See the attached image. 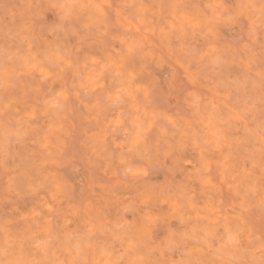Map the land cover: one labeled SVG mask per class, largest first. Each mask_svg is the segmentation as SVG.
<instances>
[{
    "label": "snow or ice",
    "instance_id": "6c2138e0",
    "mask_svg": "<svg viewBox=\"0 0 264 264\" xmlns=\"http://www.w3.org/2000/svg\"><path fill=\"white\" fill-rule=\"evenodd\" d=\"M3 7L15 30L5 33L3 50L11 62L0 72L8 100L0 108V199L11 207L18 205L13 194L43 191L46 198L31 209H13L28 227L7 215L0 223V264H264V3L257 17L249 11L252 0H212L201 14L179 22L178 12L165 14L183 7L179 3L92 4V23L77 17L71 27L75 6L30 3L26 7L35 11L19 19L15 11L9 18L7 3ZM127 9L134 11L122 17ZM49 11L58 19L46 23ZM133 26L136 34L147 30L183 53L186 78L173 86L187 93L188 109L161 111L149 99L138 61L150 54L148 37L132 34ZM235 26L239 39L221 38V29ZM189 37H203L204 45L195 47ZM113 40L119 45L113 47ZM89 41L102 51L89 52ZM69 79H79L74 94L83 97L81 105L97 125L107 124L103 135L121 140L116 180L93 174L90 195L79 197L62 181L15 166L24 125L65 108ZM205 80L211 82L207 92L200 90ZM49 83L59 90L49 93ZM21 92L44 97L43 104L18 116L19 105L8 98ZM48 140L42 137L41 145ZM162 168L165 181L153 182ZM179 172L185 179L177 184ZM160 227L167 231L157 243Z\"/></svg>",
    "mask_w": 264,
    "mask_h": 264
},
{
    "label": "rangeland",
    "instance_id": "374dc122",
    "mask_svg": "<svg viewBox=\"0 0 264 264\" xmlns=\"http://www.w3.org/2000/svg\"><path fill=\"white\" fill-rule=\"evenodd\" d=\"M38 0H0V49L4 47L5 33L9 28L13 31L14 26L8 25L5 21V9L3 5L7 3L10 7L8 9L9 18L11 13L15 11L17 13V19L20 15H31L34 9H29L26 6L28 4H36ZM92 4H134L139 0H88ZM149 4L159 5L179 3L183 7L180 9H165V14L179 13L177 16V22L179 18L184 15L196 16L201 14L206 9V6L212 2V0H144ZM231 3H239L240 0H230ZM134 10L127 9L122 11V17L124 15H130ZM157 13V19L159 18V8L154 9ZM151 16V12L149 13ZM113 20H115V13L112 14ZM45 22L51 23L58 19L56 14L49 11L45 14ZM132 34L139 36L135 33V26H133ZM147 28V26H145ZM39 31V30H38ZM140 35L148 37L147 49L150 50V54H142L138 61L143 68L142 71V84L148 88L151 96L149 99L157 106L161 111L167 110L168 112H177L181 108L188 109L189 103L187 99V93H182L179 88L173 86V81L179 83L185 79V67L187 64L184 60L183 53L177 49L175 52L170 51L166 43H159L157 40L151 38V33L145 30ZM241 30L238 26L233 28L221 29V38H236L239 39ZM246 38V33L244 34ZM65 39H69L65 37ZM189 42L195 47L199 48L204 45V38L198 37L192 40L189 37ZM71 44H75V39H71ZM113 47L119 45V40L112 41ZM89 52H101L102 45L100 43H94L89 41L87 46ZM118 50V48H117ZM184 65L182 67L181 65ZM26 71V70H24ZM16 77L20 79V72H17ZM27 75H24L21 79L19 87L23 89L24 81H27ZM79 79L75 82L72 79L67 81L66 87L72 92L69 102L63 110L57 113H51L45 115L40 113L38 119L31 126L24 125L26 135L21 139L16 151L19 154V159L16 161V167L20 171L31 170L36 173L41 179L49 177L54 180L62 181L69 188L70 194H74L79 197L81 193L85 196L90 195L89 188L93 174L95 176L104 179L105 181H115L116 173L118 171L117 165H119V150L118 145L121 143L120 139L116 137H105L103 130L107 128V124L101 123L97 125L95 114L89 115L88 109L83 108L81 105V98L75 96V90L79 86ZM210 81L205 80L200 86L201 91L207 92L210 86ZM0 108L8 103L5 99V93L0 88ZM53 89L59 90V86L49 83L47 91L53 93ZM2 91V92H1ZM3 95V96H2ZM12 100L14 104H18L20 112L18 116H25L27 112H30L33 106L43 104L44 97H40L39 100L33 94L32 98L23 95V92L17 97L15 95L8 98ZM143 112V107H141ZM13 115H17L15 112ZM115 115L119 117L120 113L116 112ZM3 117H0L2 120ZM109 120L112 119V115H109ZM51 137H50V136ZM122 136L123 134H118ZM49 136L47 147L41 145V138ZM51 139V140H50ZM53 142V144H52ZM55 143V144H54ZM54 148V149H53ZM41 150L42 152H39ZM46 152V154H45ZM48 152V153H47ZM44 153V154H43ZM48 154H52L49 156ZM49 157H48V156ZM51 157V158H50ZM240 166L243 167V157H238ZM186 167H190L186 165ZM166 169L161 171L154 177L153 182L161 183L165 181L167 176ZM172 182V177H168ZM185 179V173L179 172L174 177L175 183H180ZM4 191L3 177L0 173V195ZM13 200L18 202V205H24L27 209H31L40 203L41 199L46 198L43 191L37 194H28L27 192L19 195L13 194ZM13 204L11 207H5V202L0 199V223H3L6 215L16 219L20 222L22 227H28L26 221L20 220L13 213V209L18 206ZM24 213L22 212V215ZM116 210H112V215L115 216ZM257 220V227L259 225L258 214L255 217ZM173 224L176 221H172ZM76 227L75 224L72 225ZM167 229L160 227L154 238L159 243L160 239L166 234Z\"/></svg>",
    "mask_w": 264,
    "mask_h": 264
},
{
    "label": "clouds",
    "instance_id": "9594fccd",
    "mask_svg": "<svg viewBox=\"0 0 264 264\" xmlns=\"http://www.w3.org/2000/svg\"><path fill=\"white\" fill-rule=\"evenodd\" d=\"M49 0H38L36 4H46ZM53 2H57L60 4H66L69 6H75L72 8V16L70 17L68 23V26L71 27L72 20H76L77 17L79 18V21L81 24L84 23H92L93 18L96 15V11L93 7H91L92 3H89L88 0H53ZM252 2L255 4L254 8L249 9V11L255 15L259 16V7L262 3H264V0H252ZM59 11H65V10H59ZM63 35V33H61ZM9 55L3 50L0 49V72L4 70V67L6 64L10 63ZM4 245V239L2 236H0V246Z\"/></svg>",
    "mask_w": 264,
    "mask_h": 264
},
{
    "label": "bare ground",
    "instance_id": "6f19581e",
    "mask_svg": "<svg viewBox=\"0 0 264 264\" xmlns=\"http://www.w3.org/2000/svg\"><path fill=\"white\" fill-rule=\"evenodd\" d=\"M133 28H134V27H133ZM134 30H135V29H134ZM139 36H140V34H139ZM23 84H24V83H23ZM23 87H24V85H23ZM0 90H1V89H0ZM1 92H2V91H1ZM2 96H3V95H2ZM69 101H70V100H69ZM0 103H1V101H0ZM15 116H16V115H15ZM0 117H1V116H0ZM49 136H50V135H49ZM49 136H48V137H49ZM50 137H51V136H50ZM50 140H51V139H50ZM52 144H53V142H52ZM54 144H55V143H54ZM53 149H54V148H53ZM39 152H42V151L39 150ZM47 153H48V152H47ZM43 154H44V153H43ZM45 154H46V152H45ZM48 155L51 156L52 154H48ZM48 155H47V156H48ZM49 156H48V157H49ZM51 157H52V156H51ZM51 157H50V158H51ZM255 220H257V219L255 218ZM256 223H257V222H256ZM26 227H27V226H26Z\"/></svg>",
    "mask_w": 264,
    "mask_h": 264
}]
</instances>
